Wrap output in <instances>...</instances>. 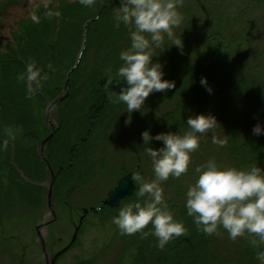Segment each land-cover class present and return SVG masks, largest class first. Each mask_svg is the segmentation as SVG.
<instances>
[{"label":"rangeland","instance_id":"374dc122","mask_svg":"<svg viewBox=\"0 0 264 264\" xmlns=\"http://www.w3.org/2000/svg\"><path fill=\"white\" fill-rule=\"evenodd\" d=\"M77 1L80 0H0V51H2L0 66L1 63L9 66L14 63L11 68L14 69L15 75L23 71V69L19 70L25 66L26 61H23L24 66L20 67L17 61L11 62L8 53L10 50L14 51L12 47L17 48L16 44L20 43L18 52H13L15 59L18 60L24 50L30 51L28 57L34 56L33 60L36 65L47 73V79L41 82V88L36 90L33 95L8 94L6 95V105L2 107L0 102V158H8L7 160L0 159V264H50L54 254L58 251L61 252L52 264H135L137 231L131 234L122 233L112 223L111 217L117 214L118 208L130 199L127 196H130L138 187L139 181L135 179L137 175L144 179L153 178L151 160L143 152V149L146 144L150 143L155 147L159 146L153 143V140L143 142L141 136L142 130L146 128L154 134L152 132L155 130L154 127L145 125L146 120L151 121L149 112L143 108V111L135 109L132 112H126L127 109H124L126 105L123 102L122 107L114 115L115 119L110 116L107 119L102 118L101 126L98 127L100 129L95 131L101 130L102 134H106L105 130L107 133L110 131L115 135L117 138H111L107 142L110 146L108 149L112 145L118 149L116 153L123 152V155H113V152H109L110 150L106 149L102 143L92 144L82 141L80 139L85 136L80 135L71 142L73 147L71 161L74 165L76 164L75 174H67L69 172V167L67 168L68 156L66 157L62 153L48 156L54 152V141H57L56 133L48 134L51 126L57 124V128H62L61 123L55 122V118L59 117L61 113L56 106L52 107L53 103L51 102L58 96L61 98L69 96L68 100H65V104L72 103L70 101L72 88L69 92V83H72L73 79L76 83H80L82 78L74 77L76 68L85 67L84 69L81 67L80 71H83L85 76H90L89 74L92 73L95 66L105 65L100 61L93 60L92 54L85 51L86 28L90 24L89 21L99 15L101 9L97 10L95 16L92 8L97 0L92 6L80 3L79 13L82 11L81 18L83 19L79 22L76 15L71 21L69 16L66 14L64 16V7L61 5L70 2L68 4L71 6ZM185 1L194 7L200 6L204 2V0H180L179 3H185ZM254 2L256 5L259 4ZM112 4H114V0L111 1L108 8H111ZM56 5L60 7L57 8ZM204 5H212V10L215 9L214 0H206ZM36 6L37 9H35ZM178 7L181 9L179 4ZM84 8L89 9L84 10ZM262 9L261 6L250 5L248 12L245 11V13L247 12L246 16L248 17L254 12L252 15L258 16ZM208 12L207 9V12L203 11L202 16L198 15L203 19H208L206 18L209 17ZM234 13L236 14V12ZM32 15H36L38 20H32ZM47 17L49 18L48 24L45 23ZM43 19L44 21H42ZM200 22H202L201 19L197 20L193 29L190 26L188 28L192 29L189 33L195 38L200 37L198 29L200 32L202 31L198 24ZM38 23L43 24L44 30L34 28ZM180 25L175 28L178 36L184 34H181L184 30ZM183 25H186V22ZM22 34L26 38H21ZM31 34L38 36L37 41L40 44H30L27 37ZM79 34L82 35L80 46L76 44ZM252 34L256 40V34ZM59 36H61V40H59ZM48 37L51 39L54 37V41L59 40V42L52 45L47 42L49 41ZM39 39L43 40V44ZM184 39L190 40V37L186 38L185 36ZM197 44L198 48L202 50L203 45ZM53 50H55V54L52 55ZM49 62L55 66L54 71L48 68ZM6 72L8 73L7 70ZM8 74L11 75V72ZM104 76L110 79L107 75ZM112 79L116 84L121 83V79ZM99 84L108 87L113 92H119L117 88L111 89L110 85L101 83L100 80ZM71 86L72 84H70ZM6 88L7 86H0V92L4 93L2 89L6 90ZM16 88H19L18 84ZM211 88L213 87L211 86ZM83 92H85L83 94L85 96L88 90H83ZM89 97L90 94H88ZM15 98H19L21 102L18 100L15 105ZM18 103L28 109L30 114H26L23 109H16ZM233 104L225 103L224 114H228L229 111L235 114L234 110L236 109L233 106L236 104ZM145 105L144 101L142 107ZM212 111L214 113V110ZM217 120L218 123L214 129L199 133L205 143L199 145L191 153V162L187 170L193 169L196 163L199 164L201 158L207 157V153H213V150H217L215 151L216 155H219L221 159L218 162L221 164L223 162L225 166H233L234 163H230L227 159L223 160L224 155L226 158L228 156L227 132L221 124L227 119L223 118L222 120L218 117ZM213 131L218 137L225 138L224 144H215L211 141ZM22 135H25L26 138L22 139ZM98 138L100 137L98 136ZM42 139L45 140L43 144L40 142ZM106 140L104 138V141ZM100 142H102L101 139ZM50 143L52 144L50 145ZM8 150L9 153L11 151V154H4ZM43 154H46L49 159L45 160L44 156L41 157ZM73 154L77 158L74 159ZM105 155H108L110 166L112 164L111 157L120 158L119 162L124 160L119 165L120 170L118 167L117 169L115 167L104 169L101 163L104 161L103 156ZM138 155L143 164L137 163L134 166L129 157ZM210 157L213 156L210 155ZM57 161L64 164L59 176L56 171L58 170V164L55 163ZM137 167L139 173L136 171ZM238 167H246V165L241 164ZM190 174L191 172L187 174L185 171L179 177L169 175L167 178L169 181H178L175 188L166 185L167 182L164 180L160 181L164 198L171 199L173 197L174 200L180 202L178 187L181 186L185 189L192 183L191 180L194 178ZM122 176L132 177L133 189L130 194L120 199L118 205L111 206L104 200L109 195V191L115 189ZM215 238L219 245L224 247L228 245L231 249L235 248L234 251L240 241V236L230 239L227 231L223 228L216 233Z\"/></svg>","mask_w":264,"mask_h":264},{"label":"trees","instance_id":"16d2710c","mask_svg":"<svg viewBox=\"0 0 264 264\" xmlns=\"http://www.w3.org/2000/svg\"><path fill=\"white\" fill-rule=\"evenodd\" d=\"M111 1L113 0H104V2L103 0H97L92 8L95 16L97 10L101 8L102 2L103 6L99 15L89 21L90 24L85 31V51L92 54L93 60L100 61L105 65H101V67L95 66L92 73L89 74L90 76H85L86 74L80 71L81 67L82 69L85 67L80 65V69L76 68L74 77L82 78L80 83H76L74 79L72 83H69V92L72 88V96H70V98L72 97L70 99L72 103L65 104V100L69 98V96H66L58 99L55 104L61 113L59 123L62 124V128L56 130L57 141H54V152H51L48 156L62 153L66 157L68 156L69 161H71V149L73 148L71 142L80 135L85 136L80 140L88 141L92 144L96 142L102 143L106 149L110 147L107 142L111 138H117L109 131L110 128H108L109 133L104 130L106 134H102L101 130L95 131L100 129L98 127L101 126L100 123H102L103 117L107 119L110 116L115 119L114 115L123 104V101L116 100L118 93L99 84V79L104 75H107L110 79H121L116 76V68L122 63L119 58V52L122 48L127 47L130 42L128 37L129 27L122 22L117 25L113 20V11L119 7L120 0H114L112 7L108 8ZM205 1L200 6L195 7L186 1L185 3H179L181 9L177 5L183 16L180 25L184 30L181 33H184L181 35L183 39L182 47L172 45L166 47L163 52L153 56V60L162 62L165 77L174 80L175 84L171 89L150 92L145 98L146 105L142 108L149 112L151 117V121H148L149 119L146 120L145 125L154 127L155 130L152 131L154 134L169 130L183 131L188 127L187 116L198 112L212 113V110H214L217 118L227 119L221 124L223 128H226L225 131L227 132L226 149L228 156L226 158L224 155L223 160H229L236 167L241 164L246 166L259 164L264 169V133L255 134L252 132L253 125L258 121L264 126V0H254L259 3L257 5L253 0H214L215 9L213 10V4L205 6ZM79 5L80 1L75 2L71 5L72 7L68 3H63L61 6L64 7V16L66 14L72 21V18L77 15V20L80 22L83 18H81L82 11L79 13ZM250 5L261 6L263 9L258 16H253L254 12L248 17L246 14ZM241 7L243 8L241 9ZM86 9L84 8V10ZM207 9L209 10V17L206 18L208 19L201 18L198 14L202 16L203 11L207 12ZM245 11L247 12L245 13ZM199 19L202 21L198 23L202 31L200 32V29H198L200 37L195 38L190 35L189 31L194 28V24ZM48 20L49 18L47 17L45 23ZM184 21L186 25H183ZM38 24L34 28L36 30H44L43 24ZM189 26L192 29H188ZM252 33L256 34V40ZM185 36L186 38L190 37V40L184 39ZM23 37L26 38L24 34L21 35V38ZM37 37L31 34L27 39L31 42V45H38L40 43L37 41ZM48 40V43L56 45L61 40V36L56 42L54 37L52 39L48 37ZM81 40L82 35L79 34L78 43H76L78 46H80ZM39 41L43 44L42 39H39ZM197 43L203 45L202 50L198 48ZM28 52L30 53V51L26 50L23 52L22 57H24L25 61L33 60L34 58V56L28 57ZM52 52V55L55 54V50ZM13 64L11 63L9 66L1 63L0 66V86H7L6 90L2 89L4 93L0 92L2 107L7 103L6 95L15 93H19V95L26 94L24 82L16 79L14 69L11 68ZM18 65L20 67L24 66L23 59L18 60ZM23 68H20L19 71ZM77 69H79L78 72ZM6 70L8 73L11 72V75ZM202 76L207 78L206 85L200 83ZM16 83L19 88H16ZM70 84H72L71 87ZM208 86L213 87L211 92L206 90ZM83 90H88L85 96H83L85 93ZM88 94H90L89 98ZM18 100L19 98H15V105ZM225 103L236 104H233L236 109L234 110L235 114H232L231 111L228 114H224ZM20 105L18 103L16 109H23L26 114H30L28 109ZM142 108L140 110L143 111ZM198 135L200 134L198 133ZM25 138V135H22V139ZM104 138L107 140L104 141ZM100 139L102 142H100ZM200 142L202 144L199 143V145H204L205 143L202 139ZM153 143L160 146L162 141L153 140ZM108 150L113 152V155H123V152L116 153L118 149L112 145ZM215 151L217 150H213V153L208 152L207 157L201 158L199 163L207 160L210 155L217 161L221 160ZM4 154H11V151L10 153L9 150L5 151ZM103 157L104 161L101 166L104 169L111 167L117 169L121 165L120 163L124 162V160L119 162L121 159L118 157H111L112 164L110 166L108 155ZM129 158L132 159L134 166L137 163L143 164L139 155L130 156ZM0 159L7 160L8 158L2 157ZM227 160L226 163L228 164ZM69 161L67 164H70ZM55 163L58 164V173L61 172L64 164H61V161ZM222 165L225 164L222 162ZM69 168L67 174H75L76 164L69 166ZM194 168L195 166L193 169L186 171L187 174L191 172L190 175L195 179L196 172ZM136 171L139 173L138 167ZM194 179H190L192 183ZM164 181L167 182L166 185L174 188L178 182L169 181L168 179ZM135 190L130 196H127V198L130 197L127 202L137 199ZM178 190L181 197L180 202L174 200L173 197L165 200L174 217L183 220L187 231L179 236H174L163 247H157V238L152 234V226L149 222L144 229L137 230L135 264H261L255 253L264 249V242L255 240L251 235L245 234L240 235L236 251H234L235 248L231 249L228 245L226 247L219 245L215 238L216 233L206 234L197 229L192 216H189L186 212L184 204L186 188L184 189L180 186ZM139 199L142 200L143 197ZM143 231H147L148 235H142Z\"/></svg>","mask_w":264,"mask_h":264},{"label":"clouds","instance_id":"9594fccd","mask_svg":"<svg viewBox=\"0 0 264 264\" xmlns=\"http://www.w3.org/2000/svg\"><path fill=\"white\" fill-rule=\"evenodd\" d=\"M95 0H80L85 6H92ZM180 0H120L113 11V20L129 27V44L119 52L122 63L116 68V76L121 78V87L116 100L125 102V109L132 112L141 109L150 92L171 89L175 81L165 77L163 64L153 60V56L172 45L181 46L182 36L175 32L183 16L177 5ZM32 20L38 17L32 15ZM48 68L55 70L49 62ZM23 81L26 95H33L47 79V73L34 60L25 62L23 71L16 74ZM202 85L207 78H200ZM211 92L212 88L207 87ZM188 127L183 131H161L152 134L149 129L141 132L143 142L162 141L159 147L146 144L143 152L151 160L152 179L137 175L139 181L135 195L118 208L111 221L122 233L131 234L144 229L151 223V232L157 238V247H163L174 236L187 231L181 219L174 217L163 195L160 181L169 175L179 177L191 162V153L197 149L201 136L214 129L217 117L211 112H198L187 116ZM171 123V122H169ZM255 134L264 133V126L258 121L252 127ZM211 141L224 144L225 138L213 131ZM196 177L185 190V208L199 231L206 234L227 231L230 239L249 234L255 240L264 242V169L259 164L246 167L225 166L209 157L196 164ZM143 197V199H139ZM142 235H148L143 231ZM255 255L264 264V249Z\"/></svg>","mask_w":264,"mask_h":264},{"label":"water","instance_id":"95a60500","mask_svg":"<svg viewBox=\"0 0 264 264\" xmlns=\"http://www.w3.org/2000/svg\"><path fill=\"white\" fill-rule=\"evenodd\" d=\"M100 82L110 85L111 89L117 88L119 90L121 87L120 83L116 84L113 79L108 80L106 76H103L100 79ZM44 141L45 140H43L42 143H44ZM132 189H133L132 177L122 176L118 181V185L115 187V189H112L109 191V195L107 196V198H105L104 201L111 206L118 205L120 202V199L126 196L127 194H130ZM60 252L61 251H58L54 254L52 260L50 261V264H52L55 261V259L57 258Z\"/></svg>","mask_w":264,"mask_h":264},{"label":"flooded vegetation","instance_id":"af4514ba","mask_svg":"<svg viewBox=\"0 0 264 264\" xmlns=\"http://www.w3.org/2000/svg\"><path fill=\"white\" fill-rule=\"evenodd\" d=\"M11 56H13V55L11 54ZM100 88H101V87H100ZM50 121H51V120H50ZM56 121H57V118H55V122H56ZM57 122H58V121H57ZM51 125H52V124H51ZM52 126L57 127V124H56V125L53 124ZM57 129H58V128H57ZM71 156H72V155H71ZM70 158H71V157H70ZM73 158L75 159V158H77V156L73 154ZM71 159H72V158H71ZM69 163H70V164H68V167L71 166V164L74 165V163H73L72 161H69ZM68 167H67V168H68ZM69 169H70V168H69ZM69 169H68V170H69ZM61 172H62V171H61ZM61 172H59L57 175L59 176V175L61 174ZM70 175H71V174H70Z\"/></svg>","mask_w":264,"mask_h":264},{"label":"bare ground","instance_id":"6f19581e","mask_svg":"<svg viewBox=\"0 0 264 264\" xmlns=\"http://www.w3.org/2000/svg\"><path fill=\"white\" fill-rule=\"evenodd\" d=\"M67 3H70V2H67ZM75 3V2H74ZM57 8H59L60 6L59 5H56ZM101 9V8H100ZM99 9V10H100ZM2 53V51H0V54ZM0 60H2V58L0 57Z\"/></svg>","mask_w":264,"mask_h":264}]
</instances>
